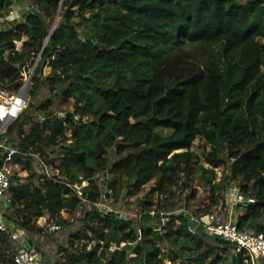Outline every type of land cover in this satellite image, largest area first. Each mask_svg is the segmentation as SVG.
Listing matches in <instances>:
<instances>
[{
    "label": "trees",
    "instance_id": "obj_1",
    "mask_svg": "<svg viewBox=\"0 0 264 264\" xmlns=\"http://www.w3.org/2000/svg\"><path fill=\"white\" fill-rule=\"evenodd\" d=\"M19 1L0 0V10ZM10 22L0 29V86L18 89L29 61L27 96L43 87L48 95L0 136V165L5 146L18 150L9 205L0 199L8 228L0 229V264H15L22 245L10 231H24L40 252L70 227L61 212L81 208L66 245L57 243L62 264H252L203 227L191 232L177 210L200 200L195 174L209 192L194 209L199 217L224 206L236 180L255 199L237 226L264 234V0H33ZM183 51L197 63L175 61ZM68 103L81 120L59 115ZM197 137L209 151L192 152ZM220 165L227 171L216 179ZM106 199L134 202L136 211L96 205ZM43 215L61 227L46 230Z\"/></svg>",
    "mask_w": 264,
    "mask_h": 264
},
{
    "label": "built area",
    "instance_id": "obj_2",
    "mask_svg": "<svg viewBox=\"0 0 264 264\" xmlns=\"http://www.w3.org/2000/svg\"><path fill=\"white\" fill-rule=\"evenodd\" d=\"M0 13H5L6 17L17 16L16 18H18L20 15L12 8V6H10L6 11L0 10ZM13 104L15 105V109H11ZM26 104L27 96L24 94V85H21L18 89L0 86V136L5 132L8 125L18 117ZM46 117V115H42L41 119L43 120ZM4 143L5 140L4 142H0V146H4ZM17 151L18 150L15 146H5L4 163L0 165V199L5 197L6 202L9 201L8 188L10 186V176L12 174L8 161L11 160L12 155ZM44 167L47 169L46 165H44ZM85 183L86 181H83L81 185ZM81 185L75 184L79 194H81L79 190ZM225 199L228 205H240L243 207L246 203H252L255 201L253 197L246 196L242 193L237 186H232L228 189ZM181 210L188 217L190 222L189 230L191 232H195L197 228L201 226L209 234L218 236L221 239H225L226 241L233 243V252L235 254L243 252L252 264H258L260 261H264V234L262 232H257L251 227L239 228L235 220L225 219L215 212L207 213L208 223H206L203 220V217H199L194 213L188 212V210L184 208ZM45 227L46 230L50 231L59 229L61 226L59 223L51 221L47 222ZM0 229L8 231L7 224L1 212ZM10 236L13 240L21 244L24 239H26L27 235L24 231L21 233L10 231ZM13 261L15 264H42L39 252L35 250L32 245L30 248H26L21 245L14 253Z\"/></svg>",
    "mask_w": 264,
    "mask_h": 264
},
{
    "label": "rangeland",
    "instance_id": "obj_3",
    "mask_svg": "<svg viewBox=\"0 0 264 264\" xmlns=\"http://www.w3.org/2000/svg\"><path fill=\"white\" fill-rule=\"evenodd\" d=\"M18 4V6H16V10L19 11L20 13H24L32 4H33V0H21L19 2H16ZM15 3V4H16ZM6 14H1L0 13V29L2 28H7L9 25V19L8 17L5 16ZM17 17V16H15ZM13 18V17H12ZM59 19V16L56 18L55 20V15L52 16L51 18L48 19V24L49 27L51 28V26L54 24V26L56 25L57 21ZM55 20V21H54ZM15 47L17 49H20L22 47V41H16L15 43ZM37 58V57H36ZM175 61H177L180 64H189V63H194L196 64V58L193 56V54L188 53L187 51H183L181 53L178 54V56L175 58ZM33 67L34 64L33 63H29V61L27 62V64L24 67V71H23V83L22 85H24V83L28 80L29 76L31 73H33ZM50 67L49 66H45L43 69L44 74L48 73L50 71ZM28 76V77H27ZM30 88V86H29ZM46 95H48V91L45 87H43L39 94L37 95V97L35 99H31L30 97L27 96V104H36L38 101L44 99L46 97ZM62 110H60L61 112H66V111H73L74 107L72 103H68L66 105H64L62 108ZM53 112H57L59 111L56 108L52 109ZM163 132H166L167 129H163ZM191 150L193 153L195 154H199L201 155L203 153V151H209L210 150V145L208 143H205V141L203 139H201L200 137H197L194 141L193 144L191 146ZM114 151L110 150V158L113 159L114 158ZM32 164L34 166H38V157L36 155L32 156ZM12 160L8 161V164L10 166L11 169V173L14 174L16 172L17 169V165L16 164H11ZM203 164L205 166H208V163L203 161ZM48 169V168H47ZM49 170L53 171V168H49ZM227 171V167L225 165H220L219 167L215 168V172H216V179H220L221 176ZM26 175V172L23 173V176ZM200 176L199 174H195V179H194V184L195 187L197 189V195L199 197V201L193 203V205L189 208H185L186 210H188V212L194 213V209L199 207L200 205L204 204L207 202V200L209 199V192L208 190H205L202 186H199L198 183H200L201 181L199 180ZM232 186H237V181L236 180H231L230 185L227 187V191L229 188H231ZM102 190H104L105 186L104 184H101ZM226 191V192H227ZM5 198V197H4ZM2 198V199H4ZM1 199V200H2ZM134 202L132 203H127L126 201H122V199L118 202H112L110 201V199H106L101 203H97L96 205L98 207H108V208H116L118 212L122 213L123 215H132L136 210L134 207ZM227 204V203H226ZM226 204L224 206L220 207H215L211 212H215V213H224V211H226L225 208H227ZM86 206L90 207L91 204L87 203ZM183 207H180L177 211L181 210ZM83 208H81L79 211H77L76 215L74 217H70L69 213L65 210H63L61 212V215L63 217H67L69 218V223H70V227L69 226H62L61 229L63 228V230H61L59 233H56V235L54 236L53 241H49L47 243H42L41 244V251L39 252L40 256H41V261L42 264H62V260L60 258V252L57 251V243H61L66 245V237L67 234L69 233V231H71L72 229L76 228V226L79 225V221H78V215L83 213ZM195 214V213H194ZM220 215V214H219ZM158 222H154V224H157ZM27 239H25L24 241H26ZM18 242H17V248L18 246ZM165 248H168L169 246H166L165 244H162ZM112 248H115L114 246ZM131 255H134V253H131ZM167 263H169V261H166Z\"/></svg>",
    "mask_w": 264,
    "mask_h": 264
},
{
    "label": "crops",
    "instance_id": "obj_4",
    "mask_svg": "<svg viewBox=\"0 0 264 264\" xmlns=\"http://www.w3.org/2000/svg\"><path fill=\"white\" fill-rule=\"evenodd\" d=\"M16 6H18V4L16 3H14L13 5H12V8L14 9V10H16ZM16 12L18 13V14H20V12L19 11H17L16 10ZM12 17H8V19L10 20ZM9 25H11L12 23L9 21ZM8 27H10V26H8ZM7 27V28H8ZM12 164V163H11ZM226 206H227V208H225L226 209V211H224V213H218V214H220V216H222L223 218H225V219H231V220H236V216H237V214H239L241 211H242V209H243V206H240V205H235V206H231V205H228V204H226ZM217 207H219V206H217ZM221 207V206H220ZM37 223L39 224V225H45L46 223H47V221H46V215H43V216H40L39 218H38V220H37ZM14 232H16V233H21L22 231H14ZM26 241H28V243L29 244H31L32 245V241H31V239L28 237V236H26ZM25 240V239H24ZM23 243H24V241L21 243L22 245H23Z\"/></svg>",
    "mask_w": 264,
    "mask_h": 264
},
{
    "label": "water",
    "instance_id": "obj_5",
    "mask_svg": "<svg viewBox=\"0 0 264 264\" xmlns=\"http://www.w3.org/2000/svg\"><path fill=\"white\" fill-rule=\"evenodd\" d=\"M33 9H34V8H33ZM57 17H58V11H57V13L55 14V20H56ZM55 20H54V21H55ZM53 28H54V24L51 26V28H50L49 31L51 32V30H52ZM47 40H48V37L46 38L45 43L47 42ZM33 70H34V67H33ZM31 76H32V73L30 74L28 80L24 83V94H25V96H27V94H28L29 86H30V83H31ZM59 115H60V116H64V115H67V116H73L74 118H76V119H78V120H81V118H78L76 115H74L73 111L59 112ZM131 121H133L132 118H131ZM5 205H9V201L6 202ZM203 220H204L206 223H208V214H206V215L203 216ZM221 240L226 241L225 239H221ZM23 246L26 247V248H30L31 245L28 243V241H24ZM233 259H235V254L233 255Z\"/></svg>",
    "mask_w": 264,
    "mask_h": 264
},
{
    "label": "bare ground",
    "instance_id": "obj_6",
    "mask_svg": "<svg viewBox=\"0 0 264 264\" xmlns=\"http://www.w3.org/2000/svg\"><path fill=\"white\" fill-rule=\"evenodd\" d=\"M28 77V76H27ZM11 109H15V105L13 104V106L11 107Z\"/></svg>",
    "mask_w": 264,
    "mask_h": 264
}]
</instances>
